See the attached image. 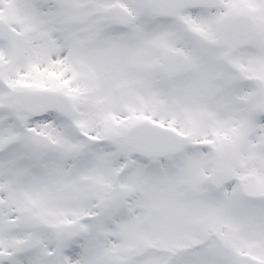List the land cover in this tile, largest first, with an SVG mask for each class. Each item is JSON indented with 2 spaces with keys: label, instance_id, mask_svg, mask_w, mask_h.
I'll list each match as a JSON object with an SVG mask.
<instances>
[{
  "label": "snow or ice",
  "instance_id": "snow-or-ice-1",
  "mask_svg": "<svg viewBox=\"0 0 264 264\" xmlns=\"http://www.w3.org/2000/svg\"><path fill=\"white\" fill-rule=\"evenodd\" d=\"M0 264H264V0H0Z\"/></svg>",
  "mask_w": 264,
  "mask_h": 264
}]
</instances>
